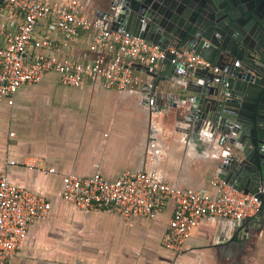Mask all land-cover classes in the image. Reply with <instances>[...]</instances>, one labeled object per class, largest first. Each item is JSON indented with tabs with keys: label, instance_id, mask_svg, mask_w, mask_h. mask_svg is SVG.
Listing matches in <instances>:
<instances>
[{
	"label": "crops",
	"instance_id": "crops-1",
	"mask_svg": "<svg viewBox=\"0 0 264 264\" xmlns=\"http://www.w3.org/2000/svg\"><path fill=\"white\" fill-rule=\"evenodd\" d=\"M87 1L92 18L109 6V0ZM89 35L81 32L61 55L85 61ZM134 70L151 83L146 72ZM144 99L137 89L105 88L99 78L67 87L49 73L19 88L12 104L0 101V173L5 170L10 183L51 203L47 217L29 226L9 264H264V211L246 222L203 220L189 233L185 250L175 252L161 243L172 202L154 220H125L107 210L77 208L56 195L63 174L99 172L112 181L128 170L216 194L211 182L220 155L209 131L179 119L176 108L152 110Z\"/></svg>",
	"mask_w": 264,
	"mask_h": 264
},
{
	"label": "built area",
	"instance_id": "built-area-1",
	"mask_svg": "<svg viewBox=\"0 0 264 264\" xmlns=\"http://www.w3.org/2000/svg\"><path fill=\"white\" fill-rule=\"evenodd\" d=\"M87 0H2L0 6V101L13 103L22 86L32 85L54 73L61 85L78 87L88 78H99L109 89L147 90V82L132 65L157 67L160 58L171 55L181 63L180 74L209 67L203 57L188 48L161 49L123 30H112L97 15L86 13ZM118 10L111 5L108 12ZM104 18H106L104 16ZM81 32H89L90 55L85 61L61 52ZM216 70V69H214ZM12 164L6 160L5 165ZM29 168L35 164L25 163ZM44 172H54L44 168ZM216 194L205 189L178 188L159 181L151 173L124 171L115 180L99 172L90 176L63 174L56 195L84 210H107L122 219L139 217L154 220L169 202L173 203L161 243L175 252L185 250L191 230L201 221L215 218L241 220L257 214L261 201L254 194L233 188L218 176L212 179ZM264 193V187L258 189ZM50 200L25 187L10 183L6 171L0 173V264H9L21 248L29 226L47 217Z\"/></svg>",
	"mask_w": 264,
	"mask_h": 264
},
{
	"label": "water",
	"instance_id": "water-1",
	"mask_svg": "<svg viewBox=\"0 0 264 264\" xmlns=\"http://www.w3.org/2000/svg\"><path fill=\"white\" fill-rule=\"evenodd\" d=\"M2 0H0L1 6ZM118 6L111 14L108 8ZM97 17L166 49L188 48L209 62L187 76L171 55L159 66L134 63L151 78L142 92L152 110L176 108L179 119L206 128L219 152L216 173L261 201L264 211V0H109ZM104 16L106 18H104ZM216 69V70H214ZM242 219L246 222L255 218Z\"/></svg>",
	"mask_w": 264,
	"mask_h": 264
}]
</instances>
